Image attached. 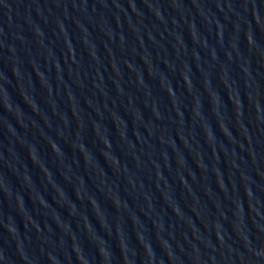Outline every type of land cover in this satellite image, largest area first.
Here are the masks:
<instances>
[{"label":"water","instance_id":"obj_1","mask_svg":"<svg viewBox=\"0 0 264 264\" xmlns=\"http://www.w3.org/2000/svg\"><path fill=\"white\" fill-rule=\"evenodd\" d=\"M0 264H264V0H0Z\"/></svg>","mask_w":264,"mask_h":264}]
</instances>
